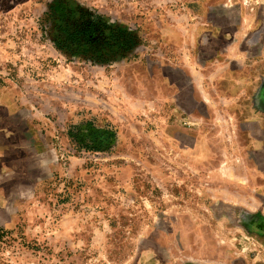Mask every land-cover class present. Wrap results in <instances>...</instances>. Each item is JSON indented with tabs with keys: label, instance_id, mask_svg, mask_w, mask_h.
<instances>
[{
	"label": "rangeland",
	"instance_id": "obj_1",
	"mask_svg": "<svg viewBox=\"0 0 264 264\" xmlns=\"http://www.w3.org/2000/svg\"><path fill=\"white\" fill-rule=\"evenodd\" d=\"M199 2L0 0V86L46 134L39 179L0 216V264H264L224 200L223 119L198 128L162 98L181 60L163 22L240 15Z\"/></svg>",
	"mask_w": 264,
	"mask_h": 264
},
{
	"label": "crops",
	"instance_id": "obj_2",
	"mask_svg": "<svg viewBox=\"0 0 264 264\" xmlns=\"http://www.w3.org/2000/svg\"><path fill=\"white\" fill-rule=\"evenodd\" d=\"M198 1L203 13L221 9L238 10L240 15L233 21L206 19L202 15L193 24L196 30L185 29L193 31L189 35L177 25L163 22L162 38L181 58L173 67L167 64L168 68H163L164 76L169 77L162 84L164 106L168 108L166 113H178L198 128L223 119L225 133L231 134L224 161V200L235 211L239 209L242 232L262 238L264 0ZM170 68L177 70L168 71ZM37 127L29 108L15 96L14 88L0 86L1 217H14L5 204L16 199V188L30 185L41 175L46 134ZM237 134L244 135L238 138Z\"/></svg>",
	"mask_w": 264,
	"mask_h": 264
},
{
	"label": "trees",
	"instance_id": "obj_3",
	"mask_svg": "<svg viewBox=\"0 0 264 264\" xmlns=\"http://www.w3.org/2000/svg\"><path fill=\"white\" fill-rule=\"evenodd\" d=\"M98 19V18H97ZM92 23H96L95 20L92 21ZM80 28H83L82 25H79ZM130 39H132V41L130 42V46L128 48V50H132L133 47H135L136 45H138L139 40L137 39V36L134 34L132 37H130Z\"/></svg>",
	"mask_w": 264,
	"mask_h": 264
}]
</instances>
